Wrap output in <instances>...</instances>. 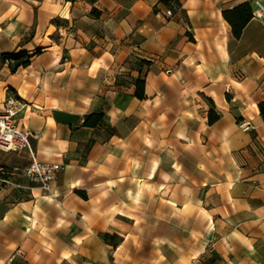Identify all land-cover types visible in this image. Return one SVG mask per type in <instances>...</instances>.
Wrapping results in <instances>:
<instances>
[{
    "label": "crops",
    "instance_id": "obj_1",
    "mask_svg": "<svg viewBox=\"0 0 264 264\" xmlns=\"http://www.w3.org/2000/svg\"><path fill=\"white\" fill-rule=\"evenodd\" d=\"M177 2L0 0V106L61 166L45 192L0 152V264H264V0Z\"/></svg>",
    "mask_w": 264,
    "mask_h": 264
},
{
    "label": "built area",
    "instance_id": "obj_2",
    "mask_svg": "<svg viewBox=\"0 0 264 264\" xmlns=\"http://www.w3.org/2000/svg\"><path fill=\"white\" fill-rule=\"evenodd\" d=\"M171 16V12H167ZM258 17L264 16V8L260 7ZM25 106V103L14 96L7 94L0 106V152L21 153L25 152L28 157V164L24 169L25 178L32 184L38 186L45 192H50L51 185L56 181L61 166L58 164L43 163L37 159L36 152L32 146L31 139L36 135L20 128L15 118ZM243 130L250 129V124L240 122ZM4 170L0 165V175ZM1 180V178H0Z\"/></svg>",
    "mask_w": 264,
    "mask_h": 264
},
{
    "label": "trees",
    "instance_id": "obj_3",
    "mask_svg": "<svg viewBox=\"0 0 264 264\" xmlns=\"http://www.w3.org/2000/svg\"><path fill=\"white\" fill-rule=\"evenodd\" d=\"M95 1V0H91ZM160 3L167 5L169 3H172L174 5H178L177 0H160ZM92 13H95V10L92 11ZM98 15V13H97ZM223 19L228 23V25L231 28V33L234 38L238 39L242 33L243 28L248 23V21L252 17V9L249 5V3H243L240 4L231 10H226L222 12ZM31 35V33H30ZM40 49H36L35 53H39ZM2 58L8 61H13L15 63V66L12 68V71H14L17 67H26L29 62L32 54H28L26 51H21L16 54L14 53H3L1 54ZM138 64L140 66H149L150 62L146 60H139ZM134 85H135V92L134 96L142 100L144 99V78H141L138 76L134 79ZM264 111V110H262ZM102 115H90L86 119H84V125H95V121L101 120ZM219 116L214 112L213 108H210L208 111V123L212 124L215 121H217ZM90 119H94L95 121H89ZM78 195H80L82 198H85V194L83 192H76Z\"/></svg>",
    "mask_w": 264,
    "mask_h": 264
}]
</instances>
